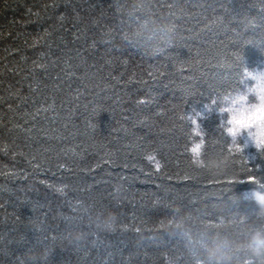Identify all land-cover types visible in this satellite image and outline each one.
Returning a JSON list of instances; mask_svg holds the SVG:
<instances>
[{"label":"trees","instance_id":"1","mask_svg":"<svg viewBox=\"0 0 264 264\" xmlns=\"http://www.w3.org/2000/svg\"><path fill=\"white\" fill-rule=\"evenodd\" d=\"M245 67L264 0H0V264H264V150L217 114Z\"/></svg>","mask_w":264,"mask_h":264},{"label":"clouds","instance_id":"2","mask_svg":"<svg viewBox=\"0 0 264 264\" xmlns=\"http://www.w3.org/2000/svg\"><path fill=\"white\" fill-rule=\"evenodd\" d=\"M241 80L242 82L251 81V83L246 84L243 90L225 94L220 98L221 107L217 109V114L222 116L227 113L226 119L221 122V127L233 145L237 144L239 137L246 134L248 140L258 151L264 150V70L245 67L242 70ZM250 96L255 98L254 101H249ZM216 103L217 100L214 97L204 105L205 111L211 112ZM203 118H205L203 113L195 108L185 116V119L190 121L192 125L187 152L192 157V163L197 166H203L204 164L201 159L205 144L204 132L202 131V125L199 123L200 119ZM194 137H200V139L193 140ZM144 158L157 171L163 167L162 162L154 152L147 154ZM252 198L264 210V193L253 192ZM113 219L114 217L105 215V224L110 226ZM226 246L227 242H224L223 245L216 244L209 251V259H216L217 261L227 259L221 252V247ZM249 246L259 255L261 249H264L262 234L254 232L249 240Z\"/></svg>","mask_w":264,"mask_h":264},{"label":"rangeland","instance_id":"3","mask_svg":"<svg viewBox=\"0 0 264 264\" xmlns=\"http://www.w3.org/2000/svg\"><path fill=\"white\" fill-rule=\"evenodd\" d=\"M241 139H243V138H241ZM242 142H244V143H243V145H245V146H246V145H247V143H248V139H246V140H245V139H243V140H242ZM245 146H244V148H245Z\"/></svg>","mask_w":264,"mask_h":264}]
</instances>
